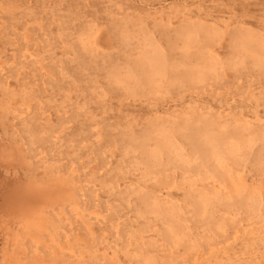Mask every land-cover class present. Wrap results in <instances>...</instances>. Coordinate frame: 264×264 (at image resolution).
<instances>
[{"label":"rangeland","instance_id":"rangeland-1","mask_svg":"<svg viewBox=\"0 0 264 264\" xmlns=\"http://www.w3.org/2000/svg\"><path fill=\"white\" fill-rule=\"evenodd\" d=\"M0 264H264V0H0Z\"/></svg>","mask_w":264,"mask_h":264},{"label":"bare ground","instance_id":"bare-ground-1","mask_svg":"<svg viewBox=\"0 0 264 264\" xmlns=\"http://www.w3.org/2000/svg\"><path fill=\"white\" fill-rule=\"evenodd\" d=\"M49 187V186H48Z\"/></svg>","mask_w":264,"mask_h":264}]
</instances>
